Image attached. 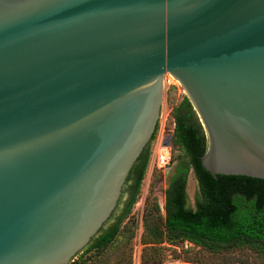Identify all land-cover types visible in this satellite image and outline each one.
<instances>
[{
    "label": "water",
    "instance_id": "obj_1",
    "mask_svg": "<svg viewBox=\"0 0 264 264\" xmlns=\"http://www.w3.org/2000/svg\"><path fill=\"white\" fill-rule=\"evenodd\" d=\"M167 75L202 167L264 180V0H0V264H69L98 236Z\"/></svg>",
    "mask_w": 264,
    "mask_h": 264
},
{
    "label": "trees",
    "instance_id": "obj_2",
    "mask_svg": "<svg viewBox=\"0 0 264 264\" xmlns=\"http://www.w3.org/2000/svg\"><path fill=\"white\" fill-rule=\"evenodd\" d=\"M173 118V145L183 152L186 160L177 162L164 193V218L151 213L144 222L142 264L162 263L164 243H187L193 247L184 250L180 256L189 264H215V261L237 264L233 256L243 253H251L264 264V180L223 175L214 178L201 165L206 137L186 97L173 110ZM150 143L126 179V184L129 181L131 184L123 188L122 193H128V199L115 222L107 229H101L90 245L69 264H87L84 253L104 251L113 243L122 221L136 203L150 159ZM190 171L198 185L194 208L188 206L186 193ZM202 255L206 257L204 261L196 257ZM116 264H131V259L129 257L127 262L120 259Z\"/></svg>",
    "mask_w": 264,
    "mask_h": 264
},
{
    "label": "rangeland",
    "instance_id": "obj_3",
    "mask_svg": "<svg viewBox=\"0 0 264 264\" xmlns=\"http://www.w3.org/2000/svg\"><path fill=\"white\" fill-rule=\"evenodd\" d=\"M184 98L185 94L180 84L171 76H165L160 116L154 139L149 146L150 159L136 203L132 207L131 212L122 221L113 243L106 250L84 253L83 257L86 256L88 259L87 264H116L120 259L127 262L129 257L131 264H142L141 254L144 246L141 241L144 236V222L151 213H156L161 219L164 218V193L174 174L177 162L183 159L186 160L179 148L162 146L164 137L173 133V110L181 104ZM161 157H165V159L162 160ZM166 160H169L170 164L162 165ZM197 192V181L193 172L190 171L187 177L186 193L188 206L191 208H194ZM125 200L123 199L120 203L114 220H112L113 222L119 216ZM162 247H164L165 258L160 264H185L180 256L184 250L193 248L187 243L173 245L164 243ZM196 257L203 261L206 258L203 255L202 257ZM233 258L237 260V264H262L251 253L235 254ZM215 262V264H221L220 261Z\"/></svg>",
    "mask_w": 264,
    "mask_h": 264
},
{
    "label": "flooded vegetation",
    "instance_id": "obj_4",
    "mask_svg": "<svg viewBox=\"0 0 264 264\" xmlns=\"http://www.w3.org/2000/svg\"><path fill=\"white\" fill-rule=\"evenodd\" d=\"M170 144V145H169ZM162 146L163 147H167V146H171V147H173L174 145H173V139H172V135H168V136H165L164 137V139H163V142H162ZM170 163H169V160H166L165 161V163H162V165H164V166H166V165H169ZM131 184V181H129L127 184H125V186H124V189H126V187H128L129 185ZM124 195H126L125 197H124ZM123 199H126L125 200V202L127 201V199H128V193H122V196H121V199H120V201H119V203H118V206H117V208H116V210L114 211V213H113V215L111 216V218H110V220H109V222L104 226V228L103 229H107L108 227H110L114 222L112 221V220H114V217H115V214H116V212L118 211V209H119V205H120V203L123 201ZM125 204V203H124ZM124 204H123V207H124ZM122 207V208H123ZM122 210V209H121Z\"/></svg>",
    "mask_w": 264,
    "mask_h": 264
},
{
    "label": "bare ground",
    "instance_id": "obj_5",
    "mask_svg": "<svg viewBox=\"0 0 264 264\" xmlns=\"http://www.w3.org/2000/svg\"><path fill=\"white\" fill-rule=\"evenodd\" d=\"M166 157H167V155H166ZM161 159H162V160H164V159H165V157H161ZM185 264H188V263H185Z\"/></svg>",
    "mask_w": 264,
    "mask_h": 264
}]
</instances>
